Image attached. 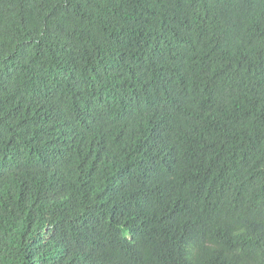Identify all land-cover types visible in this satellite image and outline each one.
<instances>
[{
    "label": "trees",
    "instance_id": "1",
    "mask_svg": "<svg viewBox=\"0 0 264 264\" xmlns=\"http://www.w3.org/2000/svg\"><path fill=\"white\" fill-rule=\"evenodd\" d=\"M0 264H264V0H0Z\"/></svg>",
    "mask_w": 264,
    "mask_h": 264
}]
</instances>
